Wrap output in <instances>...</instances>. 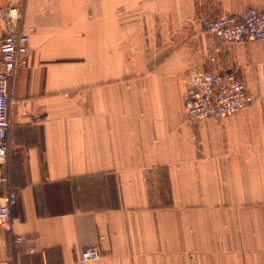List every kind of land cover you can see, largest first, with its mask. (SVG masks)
Here are the masks:
<instances>
[{
	"label": "crops",
	"instance_id": "1",
	"mask_svg": "<svg viewBox=\"0 0 264 264\" xmlns=\"http://www.w3.org/2000/svg\"><path fill=\"white\" fill-rule=\"evenodd\" d=\"M9 4L30 49L10 86L0 194L19 200L0 264H264V98L195 121L184 104L194 71L226 67L204 21L264 0ZM233 44L264 95V49Z\"/></svg>",
	"mask_w": 264,
	"mask_h": 264
},
{
	"label": "built area",
	"instance_id": "2",
	"mask_svg": "<svg viewBox=\"0 0 264 264\" xmlns=\"http://www.w3.org/2000/svg\"><path fill=\"white\" fill-rule=\"evenodd\" d=\"M0 19L5 22V32L0 37V166L8 159L10 129V86L22 65L29 63L30 34L23 29V8L9 4L0 8ZM204 27L223 42H252L264 40V5L251 6L243 14L215 15L204 21ZM256 100L238 70L206 68L191 74L184 96L186 118L195 121L204 117L223 118L236 114ZM19 192L11 189L0 194V226L13 228V208L18 203ZM24 238L17 236L16 241ZM38 250L31 245L30 252ZM84 260L98 259L102 252L92 246L81 250Z\"/></svg>",
	"mask_w": 264,
	"mask_h": 264
},
{
	"label": "rangeland",
	"instance_id": "3",
	"mask_svg": "<svg viewBox=\"0 0 264 264\" xmlns=\"http://www.w3.org/2000/svg\"><path fill=\"white\" fill-rule=\"evenodd\" d=\"M3 7H5V5L1 6L0 8H3ZM4 32H5V29H4ZM4 32H3V34H4ZM218 39H220V37H218ZM220 42H221V44L225 45L226 51L228 52V54H227L228 56H227V59L225 61L226 67L224 66L221 69L222 70L233 69V66H234V69L237 68L236 67V63L232 60L233 48H234L235 45L233 43L223 42L221 39H220ZM253 43H257L256 45H259V49H264V40H262V41H253ZM253 49L255 50V48H253ZM246 67H244V69H246ZM235 70H237V69H235ZM252 73L253 72H251V71L250 72H246V74L248 75V79H250V81L253 79ZM263 98H264L263 94L258 95V96L256 95V100L257 99H263Z\"/></svg>",
	"mask_w": 264,
	"mask_h": 264
}]
</instances>
